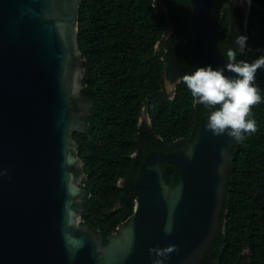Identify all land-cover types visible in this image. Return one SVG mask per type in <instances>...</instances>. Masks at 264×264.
I'll list each match as a JSON object with an SVG mask.
<instances>
[{
	"label": "water",
	"instance_id": "water-1",
	"mask_svg": "<svg viewBox=\"0 0 264 264\" xmlns=\"http://www.w3.org/2000/svg\"><path fill=\"white\" fill-rule=\"evenodd\" d=\"M81 2L0 0V264H200L218 231L234 140L206 130V115L186 148L146 153L133 213L105 244L83 221L88 190L74 134L88 132L94 100L81 92ZM213 2L191 9L196 67L226 63ZM162 163L178 169L175 185Z\"/></svg>",
	"mask_w": 264,
	"mask_h": 264
},
{
	"label": "trees",
	"instance_id": "trees-1",
	"mask_svg": "<svg viewBox=\"0 0 264 264\" xmlns=\"http://www.w3.org/2000/svg\"><path fill=\"white\" fill-rule=\"evenodd\" d=\"M160 1V3L158 2ZM194 0H82L78 42L86 58L81 92L94 100L87 133H75L88 190L83 221L106 238L133 213L139 166L149 150L175 152L198 133L204 105L180 77L190 59ZM217 45L235 47L238 59L264 50V0H214L210 8ZM173 32L164 37L168 24ZM166 81L175 85L172 92ZM261 100L251 105L256 130L233 140L224 202L212 248L200 264H264V66L255 80ZM146 109L148 121L140 116ZM169 185L178 169L161 164ZM123 180V185L120 181ZM244 249H248L244 253Z\"/></svg>",
	"mask_w": 264,
	"mask_h": 264
},
{
	"label": "clouds",
	"instance_id": "clouds-1",
	"mask_svg": "<svg viewBox=\"0 0 264 264\" xmlns=\"http://www.w3.org/2000/svg\"><path fill=\"white\" fill-rule=\"evenodd\" d=\"M240 2L250 4L251 0ZM247 39V35L237 32L235 47L223 52V67L197 66L180 77L191 96L207 109L205 129L213 135L227 134L237 141L256 130L250 106L261 100V90L254 80L256 70L264 66V50L258 49L260 54L251 61L238 59L237 52L246 49ZM4 175L5 171H0V176Z\"/></svg>",
	"mask_w": 264,
	"mask_h": 264
},
{
	"label": "rangeland",
	"instance_id": "rangeland-1",
	"mask_svg": "<svg viewBox=\"0 0 264 264\" xmlns=\"http://www.w3.org/2000/svg\"><path fill=\"white\" fill-rule=\"evenodd\" d=\"M158 2L160 3V1H158ZM243 4H247V3H243ZM172 32H173V27H172V24L169 23L166 30H165L164 37H168ZM165 85H166V88L169 92H172L175 88V85L170 83L169 81H166ZM140 119H141V122L148 121V115L146 113L145 108L141 112ZM119 184L123 185V180H121Z\"/></svg>",
	"mask_w": 264,
	"mask_h": 264
},
{
	"label": "flooded vegetation",
	"instance_id": "flooded-vegetation-1",
	"mask_svg": "<svg viewBox=\"0 0 264 264\" xmlns=\"http://www.w3.org/2000/svg\"><path fill=\"white\" fill-rule=\"evenodd\" d=\"M243 251H244V253H247L248 252V249H244Z\"/></svg>",
	"mask_w": 264,
	"mask_h": 264
}]
</instances>
